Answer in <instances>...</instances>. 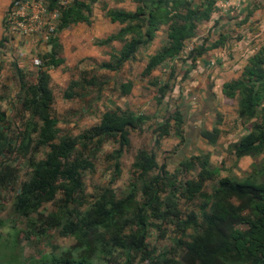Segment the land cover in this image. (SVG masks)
Masks as SVG:
<instances>
[{
  "label": "trees",
  "instance_id": "16d2710c",
  "mask_svg": "<svg viewBox=\"0 0 264 264\" xmlns=\"http://www.w3.org/2000/svg\"><path fill=\"white\" fill-rule=\"evenodd\" d=\"M96 1L76 0L61 10L57 31L47 43L49 49L39 55L34 77L15 64L22 121L16 130H11L13 123L0 111V208L7 202L5 192L15 190L14 212L25 218L36 215L25 231L27 237L39 238L53 231L73 237L75 243L60 252L45 250L38 258L0 264H117L121 257L130 264L137 256V264H264V162L240 179L221 177L209 191L206 183L216 179V174L208 153L183 158L171 172L168 156L159 164L154 148H143L135 156L134 177L125 195L118 197L106 185L89 200L85 175L95 169L102 145L117 144L110 154L116 177L121 172L120 154L131 145L132 131L142 128L150 118L132 110L108 108L99 114V122L82 133L61 134L53 112L55 95L49 70L64 62L60 32L90 22ZM134 1L135 11H109L111 20L123 26L101 44L118 40L123 45L110 62L101 66L119 69L166 27L165 44L149 58L142 72L151 75L155 69L169 66L167 79L152 81L157 89L155 100L162 104L173 88L176 64L187 42L196 37L201 23L211 19L218 0ZM48 7H57V0H48ZM224 39L221 35L209 44L204 38L194 45L187 55L191 66L211 47L223 44ZM3 40H8L7 36ZM84 82L73 81L71 90L73 86H98L95 79ZM132 87L133 82L127 81L118 90L128 94ZM222 91L226 98H237L238 120L248 125L231 144L234 156L239 159L264 153V44L248 59L241 76L225 82ZM75 95L81 94L65 92L67 97ZM167 112L154 125L155 143L172 133L183 143L185 122L180 107ZM220 133L218 127L201 132L212 144ZM46 148L44 157L37 158L36 153ZM24 166L29 176L18 183ZM195 200H200L198 211H183L182 202ZM46 203H53L54 210L40 211ZM152 229L160 238H166L171 229V245L164 249L152 245L148 240Z\"/></svg>",
  "mask_w": 264,
  "mask_h": 264
},
{
  "label": "rangeland",
  "instance_id": "374dc122",
  "mask_svg": "<svg viewBox=\"0 0 264 264\" xmlns=\"http://www.w3.org/2000/svg\"><path fill=\"white\" fill-rule=\"evenodd\" d=\"M134 5L132 1L120 3L119 0H98L94 3L90 23H79L63 29L59 36V43L62 46L60 56L63 57L64 62L49 70L55 95L53 112L59 120L58 127L61 129V134L78 135L82 133L91 125L99 122V114L108 108L118 107L122 110L144 113L150 117L142 128L132 131L131 145L120 154L121 172L116 177L110 154L117 148V144L107 142L102 145L96 155L95 169L85 175L86 193L89 200L93 199L95 192L106 185L112 187L118 197L125 195L134 177L135 156L143 148H154L159 164H162L165 157L168 156L167 168L171 172L176 169L178 162L183 158L208 153L216 174V179L206 183V188L209 191L221 177L231 176L238 179L244 177L258 164L264 162V153L256 157L237 159L231 150V144L243 135L245 126H248H244L241 121L237 120V98L229 99L224 96L216 98L213 103L217 104L205 107V110L203 108L204 113L198 117L197 121L193 122L189 118L193 109L189 112L187 103L204 102L199 98L201 94L193 90L195 87L190 86L194 78L182 76L183 62L180 61V64H177L178 75L176 79L172 80V90L167 94L162 104L156 102L157 89L152 81L155 78L167 79L169 66L163 65L154 70L151 75L144 76L142 72L150 56L165 44L167 40L166 27L158 31L150 45L141 48L132 60L124 62L119 69L109 70L101 66L104 62H110L112 56L117 54L123 45L121 41H114L104 46L98 44L100 38L117 31L120 27L119 23L110 20L107 14L108 9L120 7L131 9ZM202 26L200 28L198 26L196 37L187 42L180 58L182 61L185 59L190 63V59L187 58L190 49L206 37L207 34L203 33L205 28ZM258 37L260 38L258 43L264 44V32L258 34ZM33 44L34 46L26 48V54L22 58L15 54L17 42L11 41L10 45L0 47V111L5 112L8 120L13 123L12 131L22 123L19 118L18 82L14 63H17L27 75L34 77L38 70L39 55L49 49L45 43L34 42ZM90 79H95V83L98 85L95 89L88 85L87 89L73 86L71 90L73 81L84 80L86 83ZM127 81L133 82V89L128 95H122L118 87ZM67 90L79 92L81 95L67 97L65 96ZM176 100L183 103L186 140L180 143L179 138L172 133L170 136L160 138L159 143H155L154 125L168 113L167 109L170 113L175 110ZM195 107L201 109L203 106L199 104ZM200 111L202 112V110ZM194 118L197 117L194 116ZM216 121H220L218 126L222 127V132L216 143L212 144L201 136L199 129L211 130ZM47 150L46 148L39 151L36 153V157H44ZM28 176L29 169L24 166L20 171L18 183L26 180ZM14 193L15 190L5 192L7 202L0 208V261L17 262L31 257L38 258L41 251L54 249L55 252H60L75 243L73 237L63 236L53 231L39 238L27 237L25 231L35 221L36 215L29 218L18 216L12 207ZM199 204L200 200L182 202V209L186 213L198 211ZM54 208L53 203H46L40 208V211L49 213ZM241 227L244 226L241 225ZM172 235L173 232L170 229L166 238H160L158 233L152 229L148 240L158 249H164L171 245L169 236ZM117 261V264H129L124 257ZM138 261L140 260L137 256L130 264H137Z\"/></svg>",
  "mask_w": 264,
  "mask_h": 264
},
{
  "label": "crops",
  "instance_id": "0c3cea01",
  "mask_svg": "<svg viewBox=\"0 0 264 264\" xmlns=\"http://www.w3.org/2000/svg\"><path fill=\"white\" fill-rule=\"evenodd\" d=\"M12 1L13 0H0V47L10 45L11 41H15L17 42L15 54L19 55L20 58H22L26 54V48L28 46H34L33 44L34 42L30 41L26 37L9 36V34L5 31L4 19L6 12L8 11V9L12 4ZM119 1L120 3H124L126 1L128 2L132 1L135 5L131 9L125 7L108 9L107 11L108 16H109V11L111 10L135 11L137 8V3L134 0H119ZM220 1L221 0L217 1L216 10L213 12L211 19L209 21L201 23L199 25V28L201 25H203L202 28H205L203 30V33L205 32L207 34L205 38L207 39L209 44L214 43L217 39H219L221 35L224 36L225 38L223 40V44L216 47H211L202 57H199L196 60L194 66H191V60L190 63L188 62V60L185 62L179 60V62H177V64H180V61L183 62L182 72H181L183 77L184 74L188 71L187 73L188 75L186 76V78H190V76L194 78L190 86L195 87L193 88V90L201 94L199 98L201 101L204 102V103H187L186 105L187 110L189 109V112H191L190 110L193 109L192 110L193 113L189 117L193 122L197 121L198 117H201L202 113H204L205 107H210V105L213 106V104H217L216 102L213 103V101L216 100V98H221V96L222 97L224 96L222 91L223 84L225 82L238 79L241 76L245 65L247 64L248 59L263 45V44L260 45L258 43L260 41L258 34L264 32V0H242L240 3L238 4L233 3L232 5L226 8L220 5ZM113 22H117V21H113ZM80 23H87V22H80ZM119 24L120 27L118 28V30L123 26L121 23ZM118 30L113 33H110L104 38H100L98 40V44L101 46L107 45V44H101V41L117 33ZM62 31L60 32L59 36H61ZM5 36H7L8 38V40L6 41L3 40ZM203 39H201L200 43L203 41ZM114 41H118V40H113L112 42ZM15 64L17 63H14V70H15ZM176 75H178V72ZM131 91L129 93H131ZM128 94H122V95H128ZM181 102L182 101L180 100L179 101L176 100L174 106L175 108L180 107L185 122V114L182 109L183 103ZM199 104H202L203 106L201 109L195 107ZM194 109L196 112L194 111ZM200 110H202V112ZM194 116L197 118L195 119ZM236 116L238 120V114H236ZM219 123L220 121H216L214 125L211 127V130L214 127H218L222 132V127L218 126ZM202 130L205 129H199L200 134ZM244 157H249V156H243L242 158Z\"/></svg>",
  "mask_w": 264,
  "mask_h": 264
},
{
  "label": "built area",
  "instance_id": "2783aa9c",
  "mask_svg": "<svg viewBox=\"0 0 264 264\" xmlns=\"http://www.w3.org/2000/svg\"><path fill=\"white\" fill-rule=\"evenodd\" d=\"M76 0H57V7L49 9L48 0H13L4 19L5 31L10 36L26 37L32 42L47 44L57 31L61 10ZM242 0H221L224 8ZM39 60H37V63Z\"/></svg>",
  "mask_w": 264,
  "mask_h": 264
}]
</instances>
